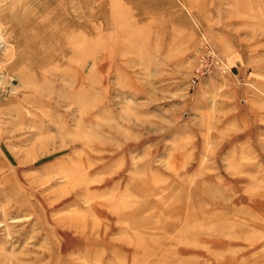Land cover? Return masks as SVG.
Listing matches in <instances>:
<instances>
[{
	"label": "rangeland",
	"instance_id": "374dc122",
	"mask_svg": "<svg viewBox=\"0 0 264 264\" xmlns=\"http://www.w3.org/2000/svg\"><path fill=\"white\" fill-rule=\"evenodd\" d=\"M0 264H264V0H0Z\"/></svg>",
	"mask_w": 264,
	"mask_h": 264
}]
</instances>
